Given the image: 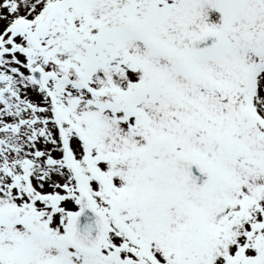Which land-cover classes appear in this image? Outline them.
Segmentation results:
<instances>
[{
	"label": "snow or ice",
	"instance_id": "snow-or-ice-1",
	"mask_svg": "<svg viewBox=\"0 0 264 264\" xmlns=\"http://www.w3.org/2000/svg\"><path fill=\"white\" fill-rule=\"evenodd\" d=\"M0 264H264V0H0Z\"/></svg>",
	"mask_w": 264,
	"mask_h": 264
}]
</instances>
